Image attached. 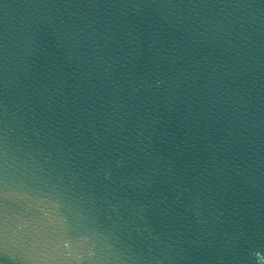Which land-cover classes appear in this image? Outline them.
I'll use <instances>...</instances> for the list:
<instances>
[{
  "label": "water",
  "instance_id": "1",
  "mask_svg": "<svg viewBox=\"0 0 264 264\" xmlns=\"http://www.w3.org/2000/svg\"><path fill=\"white\" fill-rule=\"evenodd\" d=\"M0 264H264V0H0Z\"/></svg>",
  "mask_w": 264,
  "mask_h": 264
}]
</instances>
